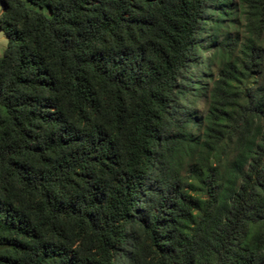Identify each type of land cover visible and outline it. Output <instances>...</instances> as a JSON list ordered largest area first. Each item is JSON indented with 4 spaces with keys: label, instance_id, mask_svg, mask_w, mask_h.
Masks as SVG:
<instances>
[{
    "label": "trees",
    "instance_id": "obj_1",
    "mask_svg": "<svg viewBox=\"0 0 264 264\" xmlns=\"http://www.w3.org/2000/svg\"><path fill=\"white\" fill-rule=\"evenodd\" d=\"M0 7V264H264V0Z\"/></svg>",
    "mask_w": 264,
    "mask_h": 264
},
{
    "label": "rangeland",
    "instance_id": "obj_2",
    "mask_svg": "<svg viewBox=\"0 0 264 264\" xmlns=\"http://www.w3.org/2000/svg\"><path fill=\"white\" fill-rule=\"evenodd\" d=\"M2 8L0 7V14H1ZM236 22L238 23V20H236ZM240 24L235 25L234 29L231 31V36L232 37H237L239 36L241 39L243 38V30L241 29V27L239 26ZM8 44L9 41L7 39V37L5 36V34L0 30V56L3 55V53L5 52V50L8 48ZM200 110L202 114H205L207 112V106L205 105V102L202 101L200 103Z\"/></svg>",
    "mask_w": 264,
    "mask_h": 264
},
{
    "label": "crops",
    "instance_id": "obj_3",
    "mask_svg": "<svg viewBox=\"0 0 264 264\" xmlns=\"http://www.w3.org/2000/svg\"><path fill=\"white\" fill-rule=\"evenodd\" d=\"M2 12V11H1Z\"/></svg>",
    "mask_w": 264,
    "mask_h": 264
}]
</instances>
